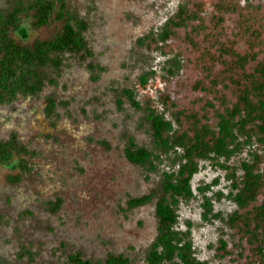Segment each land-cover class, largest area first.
<instances>
[{
	"label": "rangeland",
	"instance_id": "obj_1",
	"mask_svg": "<svg viewBox=\"0 0 264 264\" xmlns=\"http://www.w3.org/2000/svg\"><path fill=\"white\" fill-rule=\"evenodd\" d=\"M13 1L0 0V10ZM247 1L66 0L68 9L86 22L87 51L66 53L59 70L44 68L48 79L36 95L0 103V141L13 138L33 151L20 156L29 171L0 165V264H64L71 253L99 264H106L109 253H123L131 264L143 262L157 234L156 198L134 209L127 207V200L157 189L162 173L177 165H172V153H162V162L155 161L157 168L151 170L127 160L124 148L132 138L159 152L147 109L171 119L159 102L161 92L179 103L201 96L186 85L196 78L186 67L193 61L228 69L245 86L243 105L255 102L264 83V26L246 10ZM182 4L206 18L210 28L203 36L189 33L178 13ZM32 20L22 16L29 36L22 39L12 32L17 42L51 39L62 25L54 21L35 27ZM167 20L183 43L165 53L152 49L149 37ZM142 75L147 76L145 84ZM127 88L139 108L123 94ZM49 99L63 102L51 115L46 113ZM254 153L264 156L256 135L229 159L200 161L191 181L194 197L178 205L176 226L185 230L190 224L195 256L207 264H264L246 257V242L224 221L236 208L226 197L231 167L240 176L241 161H252ZM260 171L264 175V161ZM203 195L210 197L220 217L203 218ZM58 198L60 207L53 210L49 202ZM219 238L227 241L232 254L217 256Z\"/></svg>",
	"mask_w": 264,
	"mask_h": 264
},
{
	"label": "trees",
	"instance_id": "obj_2",
	"mask_svg": "<svg viewBox=\"0 0 264 264\" xmlns=\"http://www.w3.org/2000/svg\"><path fill=\"white\" fill-rule=\"evenodd\" d=\"M245 8L264 26V0H248ZM178 13L190 26L191 35L201 37L210 28L199 9L187 8L182 4ZM23 15L31 17L35 27L54 21H60L62 25L51 39H39L31 45H24L12 36V32H15L22 39L28 38V29L22 24ZM86 27L85 20L68 9L66 0H14L8 8L0 10V103L10 102L19 95H36L48 79L44 68L59 70L66 53L87 51L83 35ZM177 30L167 20L158 34L150 35L152 49L168 53L174 46L182 44L183 37ZM190 61L192 59L187 58V62L191 63ZM193 62V66L186 64V67L194 70L192 75H196V78L186 85L191 91L202 93L201 96L197 95L187 103H179L174 101L169 92H161L159 102L170 111L171 119L154 109H147L151 134L159 152L137 145L132 138L124 148L127 160L151 170L157 168L155 161L162 162V153L167 156L172 153V165H177L176 169L162 173L157 189L127 200V207L134 209L156 198L157 234L141 264H207L195 256L190 224L185 230L176 226L178 205L181 201H189L194 197L191 181L199 171L200 161L229 159L241 151L244 145L249 144L254 135L264 145V83L255 95V102L245 107L240 101L245 98V86L241 81L237 82L228 69L217 68L215 62ZM50 81L54 82L53 79ZM146 82L147 76L142 75L141 83ZM123 94L132 105L140 107L132 90L124 89ZM57 104L63 102L57 103L49 99L46 113L51 115ZM32 153L27 147L17 145L13 138L0 141V165L10 169L29 171L30 166L20 156ZM262 161L264 156L257 153L253 154L252 161H241L240 176L236 174V168L231 167L228 174V178L232 180L231 189L226 197L235 203L236 208L224 220L233 233L246 242V257L250 261L255 258L261 262L264 261V175L260 171ZM13 179L17 181L19 176ZM206 187L209 186L202 187L201 190ZM218 195L222 196L221 193ZM49 204L53 210H57L61 199ZM202 206L204 219L209 220V216L220 217V213L213 212L210 197L203 195ZM232 252L227 241L219 238L217 256L225 257ZM99 262L84 258L80 253H71L64 264ZM104 262L131 264L130 258L123 253H109Z\"/></svg>",
	"mask_w": 264,
	"mask_h": 264
}]
</instances>
